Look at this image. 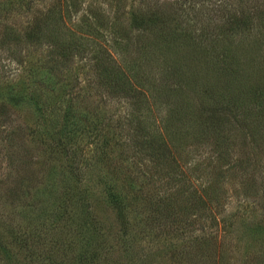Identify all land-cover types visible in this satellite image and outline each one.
Listing matches in <instances>:
<instances>
[{
	"label": "rangeland",
	"instance_id": "rangeland-1",
	"mask_svg": "<svg viewBox=\"0 0 264 264\" xmlns=\"http://www.w3.org/2000/svg\"><path fill=\"white\" fill-rule=\"evenodd\" d=\"M70 2L0 0V264H71L85 250L88 264H264V116L254 138L261 141L250 135L253 114L264 109L243 107L253 122L243 108L230 120L224 157L229 168L243 162L227 173L215 134L199 126L223 107L207 89L246 86L264 97V0H80L77 13H66ZM170 12L165 32L177 26L176 37L159 36L153 24L135 29L140 17L160 23ZM223 47L239 66L227 76L210 53L199 54ZM117 67L134 73L140 94L110 82ZM147 108L149 132L162 134L167 122L183 143L172 149L174 160L139 153L133 119ZM213 176H224L215 179L220 197L205 209L189 201L193 216L177 207L168 220L140 216L148 200L161 211L178 184L208 186ZM115 196L123 206L128 199V219L117 216Z\"/></svg>",
	"mask_w": 264,
	"mask_h": 264
},
{
	"label": "trees",
	"instance_id": "trees-1",
	"mask_svg": "<svg viewBox=\"0 0 264 264\" xmlns=\"http://www.w3.org/2000/svg\"><path fill=\"white\" fill-rule=\"evenodd\" d=\"M69 1H71L70 4L64 3L62 5L63 10L66 13H68L70 11H74V13H77L78 10H76V9L79 6V4L81 3L80 0H69ZM173 13L174 12H170V14H172L170 16H163L162 17V21L160 23L155 22V18L153 16L147 17L145 19V21L140 17L139 18L140 20H135V29H139L140 27H143V25H145V24H147V25L148 24H153L155 27H157L159 29L158 30V35L159 36L164 37V38L167 37V35L172 36V37H176V36L179 35L177 33V31H176V30H178L177 26H175V30L172 33L169 32V34H168V32H165L169 27H171L170 25L174 21ZM258 16H260V19H259L260 22H259L258 25H260L261 28H263L264 27V11H263L262 15H258ZM52 21L55 24L59 23V19H53ZM44 22H45V20H44ZM250 24H251V22L249 21V19L248 20L247 19L244 20V22L242 24V27L245 26L246 30H243V31H245V33L247 31V28L250 27ZM43 25H45L46 28L49 27L48 21H46L45 24H43ZM90 26H93V25H90ZM229 26H230V29L232 28V31L233 30L234 31H238L239 30L238 28L241 25H239L238 23L231 22V24ZM250 29H248V31H250ZM182 36H184L183 33H182ZM78 38L81 39L82 37H78ZM185 38H188V42L189 43L191 42V39H192L191 38V34H189V37H188V35H185ZM198 39L201 40V38H198ZM256 43H258V38L257 37H256ZM213 50L214 49H211V50L207 51L206 49L201 48V51L199 52V54L200 55H206V54L210 53V59H213V60H211V63L215 62L214 65L217 68L216 69V71H218L217 74H220L222 76H227V75H230V74H234V72L237 71V68L239 66H238V63L235 60L236 57L231 55V52H230L229 48L223 47V49L220 51L219 55L215 54ZM98 61L100 62V60H98ZM134 72H135V66H134ZM133 75H134V73H132L131 70L126 72V69L122 70L119 67H117L108 76H109V80H110L111 83L117 84V85H124L123 87L126 86V87L129 88V89L126 88L127 92L128 91H134L135 94L136 93L140 94L139 91L135 90V88L131 86L133 84H130V80L131 81L135 80ZM136 83L134 82V86H135ZM208 91H210V92L215 94V103L217 105L219 104V105H221L223 107L219 108V106H215V110L213 112H211V114L202 115L201 116V123L199 124V126L200 127H205L208 131H210V132L215 134L216 138L214 137V139H212V140H213L215 148H216V153H217V156L220 157V159H224V161H225L224 167L226 168V170H224V172L227 173V171L232 169L233 167L236 168V167L241 166L242 162H243V160H238V161L236 160L235 162H232V164H231V166L229 168L228 167V165H229L228 164L229 163V157H228V155L226 157H224L225 153H226L225 149H227V147H225V146L228 145L227 144L228 142H226V141L228 139V135H230V131L229 130L231 129V127H229L230 124H231L230 120H232V123H234L235 121H238L237 120V116H236L238 110H240L243 107H245L246 109L247 108H251L252 105H254V104L258 103V102H259V104H257L256 106H261L264 109V97L262 96L263 92L258 91L256 88H253V89H250L249 91H246V86L243 88L242 91H240V89H236L233 92H228V93H225V94H223V93H220V94L215 93L212 88L205 90L204 94H207ZM150 94L153 97V95H154L153 91ZM139 96H141V95H139ZM152 100H153V98H152ZM152 103L153 102L151 101L150 105H152ZM146 104L149 105L148 101H146ZM254 108H255V106H254ZM149 109L150 108L146 109L148 111V113H146L147 114L146 116H140L139 119L134 117V119H133L136 122V125H137L136 133L141 134L142 137H143L141 139L139 153L140 154L146 153L145 157L147 156V157H149V159H155L158 156L159 157L161 156V157H170V158H172L171 155L173 153H175V152H173L172 149L174 148V149L177 150V148L179 147L178 145L182 146L183 143H181L180 141H179V143H175L174 142V140H173L174 134L172 133V129L170 130V128L168 127L169 123H167V122L164 123V125L162 127V134H158V135L154 136L152 134V132H149V131H151V130H149L147 128V124H148V122H150L149 119H150V115H151ZM246 109H244V108L241 109V110H243V112L246 113L244 118H247L248 116H250V114H252V112L250 113V111H248ZM70 112H71V110H69V108H68L66 110L65 115H64L65 118H64V121L62 122V126H61V129H60V131H61L60 133H63L65 137L70 135V133L68 131L69 130L68 129V125H70V122H72V120H69V113ZM171 112H172V110H170L168 112V114L171 113ZM217 112L218 113H223L224 112L225 114H232V113L233 114H232V116L230 118L226 119L225 117H227V116L219 117L217 115ZM173 115H174V112L172 113V116ZM255 115L259 116L257 125L255 124V122H253L254 120L252 119L253 118L252 116H250V118L251 117L252 118L249 119L250 122H253L252 125H251L253 128H252V131L250 132L251 133L250 135H251V138H252V143L257 145L258 142L261 141V139L255 141L254 138H255L256 134H259L257 132V129H259V125L258 124L262 121V118H263L264 114H262V113L258 114V112L256 111L253 114V116L255 117ZM249 120L245 121V124H247L249 122ZM240 121H242V120H240ZM70 132H72V131H70ZM200 135L208 136V133L204 132L203 134H200ZM177 136L178 135H175L174 139H177ZM182 137H187V136H186V134L185 135L182 134ZM261 137L262 136H260V138ZM207 139H208V137H205V138H203L201 140V142H205ZM262 149H263L262 155L264 157V147L263 146H262ZM245 163H249L250 164V160L247 158ZM213 177H214V179H212L210 181V184L208 186H205L204 183L202 182L200 185H198L196 183V186H193V185L189 186V187L183 186L184 188H181V187H179V184H178V187L174 188L173 190H171L170 193L168 194V196L172 195L173 198L172 199L171 198H164L163 199L162 202L168 204L169 206L161 208V211L157 207V204L153 200H148V202H149L148 204H149L150 207H146L147 211H143L140 214V216H142L146 220V222L149 221V218L152 219L154 217L153 214L156 217H159V218H160V215H161L164 220H168L169 218L172 217V215H174L175 211L173 213V209H175L176 207H177L176 208L177 212L179 214H181V216H183L185 218L186 217L187 218L190 217V215L193 216L194 213H195V210L192 209L191 206L188 205L189 201L192 200V202H195L194 206H196L197 208L205 209L206 207H209L210 205H212V202H214L213 199H215V197H218V198L220 197V195H219L220 194L219 190L221 189L220 188L221 186L219 185L220 184V180L219 179L215 180V179L217 177H219L222 180V178L224 176H213ZM135 181H136V179H135ZM204 198H205V200H204ZM118 200H119V202H118ZM114 201L116 203L117 216L126 217L128 219L129 215L131 214V212L126 209V204H127L128 199H127L126 203L124 204L125 206H123V203L120 202V199H119L118 196L114 197ZM137 201L138 202H135V203H138L140 205H141V202H143L142 199L137 200ZM129 203L130 204L134 203V201H129ZM196 212H199V211H196ZM176 217H178V216L176 215ZM88 254H89V252H87L86 250L83 251L82 253H80L78 255V257H77V259L75 261L71 262V264H88L87 261L91 258V257L88 256Z\"/></svg>",
	"mask_w": 264,
	"mask_h": 264
}]
</instances>
